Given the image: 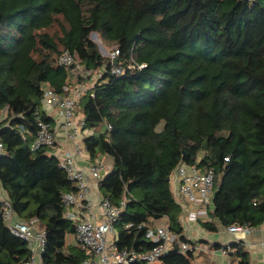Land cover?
<instances>
[{
    "label": "trees",
    "instance_id": "16d2710c",
    "mask_svg": "<svg viewBox=\"0 0 264 264\" xmlns=\"http://www.w3.org/2000/svg\"><path fill=\"white\" fill-rule=\"evenodd\" d=\"M93 32L120 50L117 64ZM65 50L84 69L104 71L80 105L83 127L93 130L84 139L92 162L113 159L101 194L116 206L128 199L117 248L151 250L145 233L152 217L167 216L170 229L184 232L171 185L181 162L215 168L211 218L226 226L264 223V0H0V182L18 218L46 229V262L90 256L69 242L75 223L63 195L75 185L52 149H32L37 112L51 121L41 109L43 84L68 92L71 67L59 63ZM129 62L146 66L132 70ZM114 65L124 72L112 74ZM3 211L0 202V264H22L29 245ZM232 247L231 259L252 264L241 241ZM163 262L195 264V255L173 249Z\"/></svg>",
    "mask_w": 264,
    "mask_h": 264
},
{
    "label": "built area",
    "instance_id": "2783aa9c",
    "mask_svg": "<svg viewBox=\"0 0 264 264\" xmlns=\"http://www.w3.org/2000/svg\"><path fill=\"white\" fill-rule=\"evenodd\" d=\"M253 1V0H249ZM120 50L115 48L111 51L110 58H118ZM61 65L71 67L72 74H75L80 66L75 55L69 50H65L59 57ZM146 66L145 63L137 64L129 62L127 67L132 70H139ZM92 69H84L83 76H92ZM112 74H122L124 68L114 65L110 70ZM99 77H102L104 71H98ZM96 80L91 87H93ZM83 81L77 82L74 86H66L67 94L57 92L48 84H43V103L49 107L56 108L63 118V125L68 138L75 139L81 127L84 126L85 116L77 122L75 113L81 104V99L87 90ZM38 132L32 149L41 147L54 148L56 145V134L51 121L42 119L37 112ZM79 123V124H77ZM3 150V143L0 141V153ZM84 143L75 141L73 152L67 151L60 159V167L65 169L68 177L76 187L75 191H68L63 195V202L66 207L65 216L75 223V233L78 242L86 249L90 256L77 264H137L145 262L146 264H164L163 257L169 254L178 243L179 249L183 253L193 252L196 257L199 247L196 242L187 236V226L199 217L200 211H205L213 201V196L217 190V173L213 167H201L197 164L181 162L172 173L171 182L172 191L177 201L183 205L187 203L191 208L188 210L184 221V232L179 234L169 227V218H150L151 226L146 227L145 237L154 242V247L149 251H138L136 249H119L114 240L116 236V223L119 220L120 213L127 205L128 199L125 198L121 205L116 206L108 197L100 196L98 206L102 211V219L97 221L93 219V209L95 201L88 197L90 191V179L94 178L100 181L110 169L98 159L92 162L85 169L76 164L77 158L86 151ZM228 161L229 158L227 157ZM0 202L4 205L3 219L11 232L17 237L26 241L29 245L30 257L22 264H49L43 258L46 251L47 231L44 228L36 227L33 221H25L18 218L12 208V204L4 191L0 182ZM134 224L127 223L126 228H131ZM146 223L138 225L139 228L145 227ZM229 231L236 233L239 230L249 232L252 228L230 225ZM186 239H182V235ZM230 247L223 249L227 253ZM228 254V253H227ZM61 264H76L66 262Z\"/></svg>",
    "mask_w": 264,
    "mask_h": 264
},
{
    "label": "crops",
    "instance_id": "0c3cea01",
    "mask_svg": "<svg viewBox=\"0 0 264 264\" xmlns=\"http://www.w3.org/2000/svg\"><path fill=\"white\" fill-rule=\"evenodd\" d=\"M71 80V79H70ZM77 82L74 84L76 85ZM66 86H73L70 82ZM65 86V87H66ZM82 116L84 112L79 106ZM42 111L46 112L48 117L51 119V124L55 130L56 134V145L50 151L52 154L56 155L58 158H61L67 151L73 152L75 149V141L84 143L86 136L93 132L92 129L81 127L76 138L70 139L66 134L65 127L63 125V118L56 108L49 107L42 103ZM5 113L2 114L1 118L5 117ZM78 117L77 122L80 120ZM79 124V123H77ZM83 129V130H82ZM103 163L110 169L113 164V159L109 155H101L99 157ZM92 163L89 152L86 150L83 155H80L77 158L76 164L82 168L87 169ZM172 178V176H171ZM173 183L171 182V185ZM90 191L88 197L91 200L95 201V206L93 209V219L99 221L102 219V211L98 206V201L100 196H102L99 189V181L91 178L90 182ZM173 189V187H172ZM184 214L182 217V222L184 225L183 218L186 216L188 210L191 208L186 202L183 203ZM214 205L213 202L208 207V213L205 214V211H200L199 217L191 222L187 226V236L199 247V251L196 253L195 264H237V262L230 258L227 253L223 252L222 246L229 247L232 250H235L232 247L233 243L241 241L245 249L250 253L252 264H264V223L261 225L252 228L249 232L244 230H239L236 233L229 231L228 226L224 225L219 219L211 218L210 212L213 211ZM206 222H214L217 226L216 230H211L205 226ZM35 224V223H34ZM36 227H39L35 224ZM185 226V225H184ZM40 228V227H39ZM118 235V233H117ZM118 238V237H117ZM116 240H114L115 243ZM69 242L72 245H77L78 240L76 234L71 237ZM232 260V261H231Z\"/></svg>",
    "mask_w": 264,
    "mask_h": 264
},
{
    "label": "rangeland",
    "instance_id": "374dc122",
    "mask_svg": "<svg viewBox=\"0 0 264 264\" xmlns=\"http://www.w3.org/2000/svg\"><path fill=\"white\" fill-rule=\"evenodd\" d=\"M91 37L98 44L101 53L103 55L107 56V57H110L109 54L111 53V51L113 49H115V46L109 45L102 38V36L99 33H97V32H93L91 34ZM76 69H80V70H78L75 74H72L71 83H72L73 86H74V84L76 82L81 81L80 79H84L83 82L86 83L87 87H91L96 80H99L100 79L99 74H98V71H103V69L94 70L92 76L89 78L88 75L87 76H83L82 72H83L84 68H83L82 65L78 66ZM82 115L83 114H82L80 108L78 107L77 108V112L75 113L76 121L78 120V117L79 116H81L80 118H82L83 117ZM117 233H118V228L116 227V231L114 232V235L116 236V239L118 237Z\"/></svg>",
    "mask_w": 264,
    "mask_h": 264
},
{
    "label": "water",
    "instance_id": "95a60500",
    "mask_svg": "<svg viewBox=\"0 0 264 264\" xmlns=\"http://www.w3.org/2000/svg\"><path fill=\"white\" fill-rule=\"evenodd\" d=\"M113 61H114L115 64H117V63H118V58H115ZM174 249H175V250L179 249V246L176 245V246L174 247Z\"/></svg>",
    "mask_w": 264,
    "mask_h": 264
}]
</instances>
